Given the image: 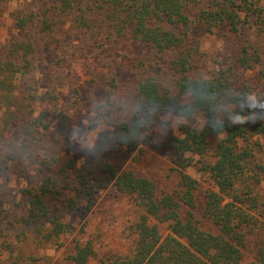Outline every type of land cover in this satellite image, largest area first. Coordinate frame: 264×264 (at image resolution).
Returning a JSON list of instances; mask_svg holds the SVG:
<instances>
[{
	"label": "trees",
	"instance_id": "1",
	"mask_svg": "<svg viewBox=\"0 0 264 264\" xmlns=\"http://www.w3.org/2000/svg\"><path fill=\"white\" fill-rule=\"evenodd\" d=\"M9 5L0 0V17ZM11 14L16 32L0 44V178L33 165L45 170L37 186L21 189L29 200L24 230L6 244L11 264H51L44 250L64 245L67 216L87 215L110 184L135 199L132 248L99 257L92 240H77L72 264H264V119L250 85L239 81L264 52L248 37L235 62L200 73L190 41L199 26L234 36L256 27L264 35L262 0H23ZM120 44L149 46L150 60L134 62L127 104H116L119 83L110 75L100 107L114 144L138 152L134 161L142 134L153 139L162 115L182 119L163 143L174 154L173 191L159 193L133 166L80 165L55 154L48 140L54 116L68 117L66 105L80 101L75 56L108 58L111 66Z\"/></svg>",
	"mask_w": 264,
	"mask_h": 264
},
{
	"label": "rangeland",
	"instance_id": "2",
	"mask_svg": "<svg viewBox=\"0 0 264 264\" xmlns=\"http://www.w3.org/2000/svg\"><path fill=\"white\" fill-rule=\"evenodd\" d=\"M22 1L9 0L10 12L0 17V44H5L16 32L11 11ZM262 1L264 3V0ZM248 37L264 52V35H259L256 27L247 33L234 36L225 27L208 33L203 26H199L190 40L196 49L197 71L207 73L213 63L214 67L216 66V61L225 64L235 62L242 44ZM119 46L120 54L111 61V66L108 58L97 60L75 56L74 69L81 90L80 101L75 107H72L71 103L66 105L69 107L68 117L54 116L48 140L55 154L64 158H75L80 165H91L97 171L101 170L106 161L120 168L133 166L138 172L156 181L159 193L173 191L177 185V174L173 170L174 154L163 143L169 130L173 128L176 131L182 119L172 112L162 115L153 128V131L156 130L153 139L147 141L150 139L147 137L149 132L142 134L143 151L138 160L134 161L138 152L131 154L125 148L114 144L113 125L104 117L106 107H100L105 101L110 75L117 76L119 83L116 104H127L133 87L134 62L139 61L141 57L150 60L149 46H129L126 50L121 44ZM262 59L256 68L242 71L239 81L243 87L250 85L252 102L258 107L257 117L264 119V54ZM119 112L121 113V110ZM24 171L0 178V191L4 190L3 197H0V264H11L13 257L10 256L6 244L14 241L17 234L24 230L22 218L29 198L23 195L21 189L24 186H37L45 170L33 165ZM189 171L201 180L203 188L209 186L195 168ZM203 203L204 197L200 194L198 214H201ZM135 206L133 197L113 191L111 184L102 189L87 215L82 217L80 213H75L67 216L72 230L65 237L64 245L51 246L44 250L50 263L72 264L70 256L77 240H92L99 257L130 250L133 240L129 234V225L135 218ZM35 254L43 255L40 246L36 247Z\"/></svg>",
	"mask_w": 264,
	"mask_h": 264
}]
</instances>
